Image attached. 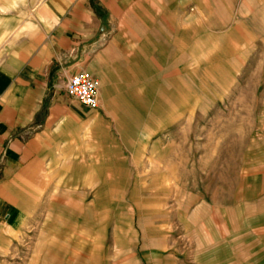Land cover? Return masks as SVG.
I'll use <instances>...</instances> for the list:
<instances>
[{"label":"rangeland","instance_id":"rangeland-1","mask_svg":"<svg viewBox=\"0 0 264 264\" xmlns=\"http://www.w3.org/2000/svg\"><path fill=\"white\" fill-rule=\"evenodd\" d=\"M177 10L145 17L160 75L67 147L64 191L24 205L0 264H264V0Z\"/></svg>","mask_w":264,"mask_h":264},{"label":"crops","instance_id":"crops-1","mask_svg":"<svg viewBox=\"0 0 264 264\" xmlns=\"http://www.w3.org/2000/svg\"><path fill=\"white\" fill-rule=\"evenodd\" d=\"M251 1L189 0L184 27L224 21L233 3ZM177 2L0 0V255L17 238L24 205L30 217L34 205H50L44 195L64 191L67 147L81 143L83 129L94 131L99 113H123L114 104L137 96L146 66L160 75L161 54L156 62L147 48L161 47V20L153 27L145 17L163 10L178 25ZM81 70L98 81L97 109L65 93Z\"/></svg>","mask_w":264,"mask_h":264},{"label":"built area","instance_id":"built-area-1","mask_svg":"<svg viewBox=\"0 0 264 264\" xmlns=\"http://www.w3.org/2000/svg\"><path fill=\"white\" fill-rule=\"evenodd\" d=\"M66 95L88 109L99 107L98 81L86 70L71 75L64 86Z\"/></svg>","mask_w":264,"mask_h":264}]
</instances>
